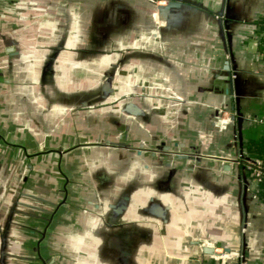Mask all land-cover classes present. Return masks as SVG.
Returning <instances> with one entry per match:
<instances>
[{
  "label": "water",
  "instance_id": "water-1",
  "mask_svg": "<svg viewBox=\"0 0 264 264\" xmlns=\"http://www.w3.org/2000/svg\"><path fill=\"white\" fill-rule=\"evenodd\" d=\"M9 1L7 6L14 5L13 0ZM6 2L0 0V85L6 91H0V97H5L8 92L10 94V86L15 82L22 83V89L26 87L27 90L34 84L36 90H32V95L36 96L34 101L39 105L31 106L40 111L43 140H75L77 129L84 132L80 138L87 146L81 154V161L84 156L85 165L82 168L89 183L88 197L82 205L93 212L94 225L90 228L83 225L80 232L84 233L80 234L93 233L96 237L109 236V239L88 241L85 246L83 240L78 251L83 259L87 255L95 260L93 252L100 259L106 249L114 254L116 250L124 249L128 255L135 249L143 251L150 248L153 243L150 235L165 231L170 221L172 200L183 196L180 190L186 191L188 183L214 189L220 186L214 177L221 170L229 172L234 166L240 168L238 155L206 153L192 137L191 140L188 138L189 143L183 140L188 132L186 118L182 114L174 115L177 130L171 124H165L166 114L161 106L164 101L148 95L150 91L144 83L142 86L139 81L136 89L134 80L125 81L132 76L129 73L133 74L134 66L123 63L116 52H110L115 57L108 61L101 59L109 55L113 48L111 44L116 47L121 41L120 29H131L138 20L139 14L130 3L123 0H39L32 7H38L40 13L34 15L27 12L21 1L19 12L5 11ZM147 2V19L158 30L168 26L174 10L192 4L187 0ZM213 17L220 25L225 42L223 29L228 28L229 19L227 16L224 18L222 10L213 12ZM70 41H76V46H79L76 47L79 50L77 57L72 58V65L67 64L71 55L65 49ZM82 46L88 48V56L80 48ZM86 57L93 58L92 63L84 64ZM157 59L162 62L161 58ZM74 61L77 63L74 64ZM81 71L87 73L81 75ZM69 74L72 79L65 80L73 82L70 83L72 87L68 88V93L59 92L60 88H55L53 84L59 78L70 77ZM80 76L89 79H80ZM219 76L225 79L228 88L232 87L229 59ZM46 87L51 89V92L47 91L50 94H46ZM116 96L120 98L117 106L109 105ZM20 105L11 114L19 117L21 126L20 117L23 120V113L29 105ZM4 106L0 103V117L13 121ZM222 108L230 111L223 104L217 106L212 114L214 126L215 118L222 116ZM183 110L180 111L185 114ZM239 119L232 115L230 126L235 128L233 123ZM136 121L140 122L138 126L145 128L138 130L146 136L138 144L128 133ZM32 123L37 124L38 120ZM57 123L58 128L53 125ZM151 128L156 129L152 138L155 144H149ZM236 138L244 147L243 136L237 134L235 128L233 139ZM40 148L43 150L44 146ZM19 207L21 203L17 202L14 217L20 212ZM102 211H106L111 219L110 223L101 226ZM134 232L141 235V239L129 240L133 239L130 235ZM5 237L3 233L1 241L4 239L6 244ZM207 243L210 245L201 244L202 251L216 254V243ZM3 244L1 242V247ZM6 250L1 249L0 252L3 264L12 256ZM125 261L129 264L128 256Z\"/></svg>",
  "mask_w": 264,
  "mask_h": 264
},
{
  "label": "crops",
  "instance_id": "crops-1",
  "mask_svg": "<svg viewBox=\"0 0 264 264\" xmlns=\"http://www.w3.org/2000/svg\"><path fill=\"white\" fill-rule=\"evenodd\" d=\"M19 1L23 2V7L25 3L31 4V7L27 8L28 13L39 15L38 7H32L33 3L39 0ZM19 1L13 0L14 5L9 7L7 0L5 11L19 12L22 8ZM123 1L130 3L138 12V20L135 19L136 22L131 29H120L121 41L117 42L116 47L115 44H111L113 48L109 55L102 56L101 59L108 61L115 57L111 56L110 52H116L123 63L134 66L133 72L128 71L133 73H129L132 76L125 78V81L134 80L136 89L139 81L142 86L144 83L150 91L148 95L164 101L161 104L164 110L161 109L166 114L165 124H171L174 130L178 129L174 115L182 114L188 127H186L188 133L183 139L187 143L188 138L191 140L192 137L204 147L206 153L218 156L237 155L239 147L232 143L234 129L236 128L237 134L243 136L247 128L254 126L264 128L263 125L252 121L264 119V49L261 41L264 36V0H187L192 4L174 10L168 26L163 30H158L149 23L146 12L149 6L147 0ZM219 10L224 11V18L227 16L229 19L228 28L223 29L225 42L220 25L213 17V12ZM21 13L25 15V12ZM76 43L70 41L65 48L71 55L67 62L69 65H72L73 56L77 57L76 52L79 49L76 48L78 46ZM84 46L80 48L88 56L89 50ZM157 58H161L162 62ZM227 59L230 61L233 76L231 88H228L225 79L219 76ZM92 60L93 58L86 57L84 64L88 65ZM80 73L83 75L87 72ZM69 75L70 77L58 80L72 79V75ZM80 79L89 78L80 76ZM26 92L34 96L32 90ZM26 92H23V95ZM222 104L241 118L238 120L239 125L237 123L235 128L230 126L224 132L215 128L212 116L215 108ZM34 108L36 106L26 107L21 126L18 123L19 118L13 116L14 114L10 116L13 121L3 118L0 121V151L6 152L10 148L18 150L16 156L7 157V152L0 155L11 161H23L24 164L26 162L24 171H16V175L21 174V181L26 187L29 177L35 173L34 162L47 160L48 155L44 153L45 145L53 146L56 151L50 156L62 162V157L68 150L66 147L73 142L41 139V114ZM181 109H184L185 114L180 111ZM34 120H38V123H32ZM138 123L140 124L136 121L128 131L135 144L146 138L143 131L138 130L145 128L142 125L138 126ZM152 129L154 128L150 130L149 144L156 143L152 139L156 129ZM19 132L21 136L17 139ZM78 141L82 143L83 138L76 137L74 143ZM41 145L44 146L43 150L40 148ZM75 157L81 160V156L75 154ZM60 166L61 163L57 164L56 170L62 176ZM214 179L220 185L214 189L188 183L186 191L180 190L183 196L172 200L170 221L166 224L165 231L150 235L149 239L153 242L150 248L143 251L135 249L128 255L124 249L116 250V254L106 249L101 254V260L94 252L95 260L90 254V259L87 255L83 259L78 253L77 261H73V264H125L127 256L129 264H216L209 254L202 251L201 244L205 242H215L230 249H241L249 264H264V201H254L252 198L251 192L255 184L241 168L235 166L229 172L221 170ZM19 195L23 197L24 202L18 203H21V208L23 207L25 211L20 210L16 217L21 215L33 219L32 225L40 229L29 227L31 232L29 234L32 237L39 236L36 231L41 230V220H48L47 218L57 220L59 205H54L57 209L51 214L46 198L29 194V191L26 194L22 191ZM0 208L4 207L0 204ZM7 208L6 205L5 209ZM71 210L68 219L70 224L76 226L75 230L79 231L83 225L86 228L93 227L91 210L83 206ZM5 216L14 217V209ZM110 219L109 214L102 211L100 225H107ZM1 223L7 224L12 221L7 222L4 218L0 220ZM246 223H249L248 232L243 234L241 229ZM0 234L2 235L1 228ZM130 236L133 239L129 240L141 239V235L135 232ZM145 237L147 236H143ZM101 238L108 240L109 236L96 237L93 233L82 236L78 232L70 236V239L75 241L94 242ZM40 241L41 236L33 248L39 256Z\"/></svg>",
  "mask_w": 264,
  "mask_h": 264
},
{
  "label": "rangeland",
  "instance_id": "rangeland-1",
  "mask_svg": "<svg viewBox=\"0 0 264 264\" xmlns=\"http://www.w3.org/2000/svg\"><path fill=\"white\" fill-rule=\"evenodd\" d=\"M24 6L25 8L31 7L29 4H24ZM70 83L73 84V82H70L69 80H62L56 81L53 85H55V88H60L59 92L68 93V88L70 89L72 87ZM21 84L19 82H15L10 86V94L8 92L5 97H0V103L5 105L4 109L9 111L11 117L13 115L11 112L14 111L17 106H21L20 104L22 103H24V105H39V103L34 101L36 96H30L29 93L26 92L27 88L24 87L22 89ZM79 86H81V84ZM34 87L36 86H34V84L32 86L31 84L28 90L35 91L36 89ZM4 90H2V86L0 85V91L2 93L6 92ZM47 91L51 92V89L46 87V94H50ZM23 92H26V94L23 95ZM116 99H114L115 101L111 102L109 105L116 107L120 101V98L116 96ZM113 115H115V113H113ZM13 116L17 117L16 115ZM110 116H112V114ZM2 117L3 116L0 117V121L2 120ZM113 117L114 116L111 118ZM21 118L22 117H20V121H22ZM54 119L56 120V118ZM53 125H55L57 128L59 127L58 123ZM215 128L217 127L215 126ZM217 130L224 132L226 129L220 130L217 128ZM75 134L79 139L81 134H84V132L77 129ZM99 134H101V132H99ZM20 136L21 134L19 132L17 134V139H19ZM79 142L81 143V141H78V143L75 144L73 140L72 145L66 147L68 150L62 157V162L56 161V157L54 159L53 156H50L55 154L54 151L56 150L54 147L51 145H45L46 149L44 153L46 156L48 155L47 160H39L34 162L35 173L29 177L27 187L21 181V174L16 175V171H24L26 162L24 164L23 161H11L6 159V156L0 155V204L4 207L3 209L0 208V220L5 218L7 222L8 220L10 222L12 221V223L0 224L2 234L4 233V235H6L5 238H7V243L5 244L3 241L4 239L1 241L0 234V252L1 249H7L6 251L12 255L9 260H6V264H42V261L44 263L52 261L54 256H56L57 260L55 264H73V261H77L76 257L78 255L76 254H78L83 240L75 241L70 239V236L72 233L75 234L76 232H84H80L81 229H79V231L75 230L76 226L70 224V220L68 218H70V213L72 211L71 209L83 206V201L88 195L86 192L88 188L87 183H89L88 178H86L82 168L85 165L84 156L83 161L78 160L75 157V154L81 156L83 153L82 150L87 146V144H84V142L81 144H79ZM6 152L0 151V154L6 153L8 155L7 157L18 155V150L14 148H10ZM72 156H74V158ZM59 162L62 165L60 166L62 172L66 173V181L63 179V176H61L60 172L56 170L57 164H60ZM24 187H26V189ZM27 189H29V194L36 196L40 195L52 202L58 203L60 198H62V205L57 210V220L56 218L53 219L55 220L54 228L50 230L47 238H45L43 241H40L41 256L32 252V248L35 246L37 243L36 240L38 239V235L32 237L29 234L31 233L29 227L35 228L32 225L33 221H31L33 219H29V217L21 215L18 217L5 216L10 212V210L12 211L16 207L17 202H24L22 200L23 197L19 194L22 191H24L25 194L28 193ZM6 205L8 207L7 209H5ZM19 208L21 211H25L23 207ZM35 229L40 228L37 227ZM1 242L2 244L4 242L2 247ZM87 243L88 241L84 240L83 245L85 246ZM49 251L51 252L52 256L48 255L50 253ZM0 264H3L1 260Z\"/></svg>",
  "mask_w": 264,
  "mask_h": 264
},
{
  "label": "built area",
  "instance_id": "built-area-1",
  "mask_svg": "<svg viewBox=\"0 0 264 264\" xmlns=\"http://www.w3.org/2000/svg\"><path fill=\"white\" fill-rule=\"evenodd\" d=\"M220 112L222 116L215 118V126L220 130L227 129L230 126L229 122L232 115L240 117L237 113H231L224 108H222ZM252 121L264 126V119H254ZM226 122L227 124H225ZM237 123L238 120H236L233 124L236 126ZM232 143H236L239 147L237 164H239L241 170L249 176L250 181L255 184V188L252 189L253 191L251 192V196L254 201H260V188L258 187V183L264 178V160L251 158L246 153L245 148L240 146L238 138L233 139ZM248 227L249 223H246L245 226L242 227L241 231L243 234L248 232ZM203 244L210 245V243L207 242ZM215 250L216 254L210 255V258H212L216 264H249L244 252L241 249H226V247L216 244Z\"/></svg>",
  "mask_w": 264,
  "mask_h": 264
},
{
  "label": "trees",
  "instance_id": "trees-1",
  "mask_svg": "<svg viewBox=\"0 0 264 264\" xmlns=\"http://www.w3.org/2000/svg\"><path fill=\"white\" fill-rule=\"evenodd\" d=\"M264 49V36L261 38ZM243 142L246 153L253 159L264 160V128L254 126L247 128L243 132ZM260 188V200L264 201V178L258 183Z\"/></svg>",
  "mask_w": 264,
  "mask_h": 264
},
{
  "label": "flooded vegetation",
  "instance_id": "flooded-vegetation-1",
  "mask_svg": "<svg viewBox=\"0 0 264 264\" xmlns=\"http://www.w3.org/2000/svg\"><path fill=\"white\" fill-rule=\"evenodd\" d=\"M238 125H239V122H238ZM234 145H237L236 143H233ZM65 163V162H64ZM63 174H62V176H63V179L64 180H66L65 179V172H62ZM47 207H48V209H50L51 210V214L54 212V210H56L57 208H60L61 207V205H62V198H60V200L58 201V203L57 202H52V201H47ZM54 205H59L57 208H55V206ZM58 210V209H57ZM48 220H41V230H37L36 232L39 234V238L37 239V242H38V240L40 239V236H41V241H43L45 238H47L48 237V233L50 232V230L52 229V228H54V224H55V220H53L54 218H51V220H49V218H47ZM33 248H34V246H33ZM33 248H32V252L34 253V254H36V255H38L36 252H34L33 251ZM50 252V251H49ZM49 256L51 255L52 256V254H51V252L48 254ZM57 262V260H56V256H54V259L52 260V261H49L48 263H44L43 261H42V264H55Z\"/></svg>",
  "mask_w": 264,
  "mask_h": 264
}]
</instances>
